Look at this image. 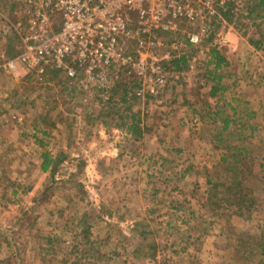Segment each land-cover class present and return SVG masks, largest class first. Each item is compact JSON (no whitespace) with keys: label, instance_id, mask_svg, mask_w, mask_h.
<instances>
[{"label":"rangeland","instance_id":"374dc122","mask_svg":"<svg viewBox=\"0 0 264 264\" xmlns=\"http://www.w3.org/2000/svg\"><path fill=\"white\" fill-rule=\"evenodd\" d=\"M27 4L0 0V65ZM215 29L225 45L157 35V92L115 68L92 90L0 68V264H264V0Z\"/></svg>","mask_w":264,"mask_h":264},{"label":"built area","instance_id":"2783aa9c","mask_svg":"<svg viewBox=\"0 0 264 264\" xmlns=\"http://www.w3.org/2000/svg\"><path fill=\"white\" fill-rule=\"evenodd\" d=\"M252 1L27 0L23 20L13 26L20 52L0 68L7 75H28L40 83L56 70L79 81L83 90L106 85L115 68L148 82L150 92H157L166 83L162 67L150 53L160 44L158 34L189 27L185 36L190 45L203 41L225 45L215 27L226 24V13L237 15Z\"/></svg>","mask_w":264,"mask_h":264},{"label":"trees","instance_id":"16d2710c","mask_svg":"<svg viewBox=\"0 0 264 264\" xmlns=\"http://www.w3.org/2000/svg\"><path fill=\"white\" fill-rule=\"evenodd\" d=\"M224 17L226 18V20H229L230 19V14L226 13L224 15ZM252 45L256 46L255 43H252ZM208 57H209V60H208L207 64L212 66V69L208 72L209 81L212 83V88L209 91V95L213 96L217 92L224 91V88H222L220 86V82L222 80V76H221L220 70L223 68L222 66L226 65V60H225L224 56H222L219 53V51H217L215 48L209 49ZM185 60H186V58L184 56H181L178 59H173L170 62V66L172 67V69L177 71L179 69V65L184 63ZM227 123L228 122H226V124ZM222 161L224 162L225 160L222 159ZM48 168H49V157L44 156V160H43L41 169L43 171H47ZM230 182H231L230 186L228 187L227 190H231L232 189L231 186L235 185L236 177L233 176L230 179ZM262 245L264 246V242L261 244V246ZM261 253H264V249L263 248H262V252Z\"/></svg>","mask_w":264,"mask_h":264}]
</instances>
